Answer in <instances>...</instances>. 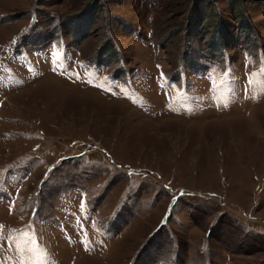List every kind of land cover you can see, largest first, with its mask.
Masks as SVG:
<instances>
[{"label":"rangeland","instance_id":"rangeland-1","mask_svg":"<svg viewBox=\"0 0 264 264\" xmlns=\"http://www.w3.org/2000/svg\"><path fill=\"white\" fill-rule=\"evenodd\" d=\"M0 264H264V0H0Z\"/></svg>","mask_w":264,"mask_h":264}]
</instances>
